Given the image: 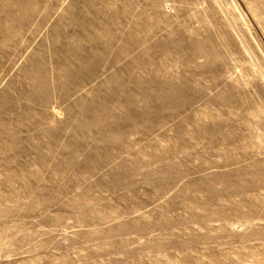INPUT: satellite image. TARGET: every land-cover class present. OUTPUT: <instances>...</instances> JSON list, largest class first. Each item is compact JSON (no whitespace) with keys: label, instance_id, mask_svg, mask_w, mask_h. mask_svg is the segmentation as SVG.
<instances>
[{"label":"rangeland","instance_id":"1","mask_svg":"<svg viewBox=\"0 0 264 264\" xmlns=\"http://www.w3.org/2000/svg\"><path fill=\"white\" fill-rule=\"evenodd\" d=\"M0 264H264V0H0Z\"/></svg>","mask_w":264,"mask_h":264}]
</instances>
